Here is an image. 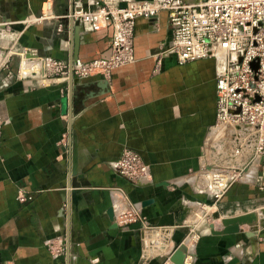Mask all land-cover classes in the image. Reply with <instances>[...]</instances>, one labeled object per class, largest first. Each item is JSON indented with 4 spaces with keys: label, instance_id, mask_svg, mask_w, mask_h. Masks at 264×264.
Segmentation results:
<instances>
[{
    "label": "crops",
    "instance_id": "1",
    "mask_svg": "<svg viewBox=\"0 0 264 264\" xmlns=\"http://www.w3.org/2000/svg\"><path fill=\"white\" fill-rule=\"evenodd\" d=\"M71 3L0 0V264H161L145 245L163 232L157 224L180 199L200 214L168 228L171 247L196 226L193 264H264V156L217 203L189 181L211 157L222 56L181 65L162 53L173 35L162 11L136 20L134 63L108 80L74 83L72 97L69 80L46 82L45 60L100 57L112 29L73 32L70 20L57 18ZM128 150L141 154L148 179L133 183L117 173ZM127 211L141 221L118 226L115 215ZM251 212L257 223L240 233H211L223 218Z\"/></svg>",
    "mask_w": 264,
    "mask_h": 264
},
{
    "label": "built area",
    "instance_id": "2",
    "mask_svg": "<svg viewBox=\"0 0 264 264\" xmlns=\"http://www.w3.org/2000/svg\"><path fill=\"white\" fill-rule=\"evenodd\" d=\"M74 0L73 11L57 17L72 20L79 31L112 29L105 54L90 61L68 63L47 58L45 79L76 83L93 76L110 79L112 72L135 62L134 37L138 18L152 19L168 12L172 39L163 47L179 64L223 55L224 66L216 81L217 119L206 149L209 162L189 175L195 192L219 202L243 177L247 168L264 156V0ZM47 13L43 19L51 18ZM58 31H63L60 22ZM24 55L22 54V57ZM257 64V68L254 67ZM25 75L19 72L18 77ZM13 79L12 74H8ZM6 120L0 115V144ZM125 179L138 183L149 178L150 168L137 151H125L114 165ZM31 197H21L22 202ZM193 208V207H192ZM193 216V215H192ZM120 227L141 221L133 211L115 215ZM145 245L147 256H160L161 264H193L200 234L191 227L183 241L171 247L168 228ZM160 245V246H159Z\"/></svg>",
    "mask_w": 264,
    "mask_h": 264
},
{
    "label": "water",
    "instance_id": "3",
    "mask_svg": "<svg viewBox=\"0 0 264 264\" xmlns=\"http://www.w3.org/2000/svg\"><path fill=\"white\" fill-rule=\"evenodd\" d=\"M73 1L74 0H72L71 3V12L73 11ZM71 23H72L71 28L72 31L74 32V23L72 20ZM74 37H75L74 52H77V48L79 46V39L77 35H74ZM253 65L255 68H257L256 63H254ZM69 82L71 87V95L73 97L74 92L77 91V87L74 85V83L76 82L73 79L72 71L70 73ZM194 214H195V210L191 206L185 204L184 201L180 199L169 209L168 213H166L164 216L161 217L157 226L159 227L184 226L188 218ZM218 217L219 215H216V218ZM257 221H258V215L256 212L246 213L235 217H225L221 220L222 229L215 230L214 226H212L211 233L217 236L238 234L241 231V226L254 225L255 223H257Z\"/></svg>",
    "mask_w": 264,
    "mask_h": 264
},
{
    "label": "rangeland",
    "instance_id": "4",
    "mask_svg": "<svg viewBox=\"0 0 264 264\" xmlns=\"http://www.w3.org/2000/svg\"><path fill=\"white\" fill-rule=\"evenodd\" d=\"M220 56H223V55H220ZM194 208H195V207H194ZM199 214H200V211H199V209H197V210L195 211V214L193 215V217L196 218V217H198Z\"/></svg>",
    "mask_w": 264,
    "mask_h": 264
},
{
    "label": "bare ground",
    "instance_id": "5",
    "mask_svg": "<svg viewBox=\"0 0 264 264\" xmlns=\"http://www.w3.org/2000/svg\"><path fill=\"white\" fill-rule=\"evenodd\" d=\"M221 57V56H220ZM221 60V64H222V66L224 65V60H223V56H222V58L220 59ZM223 61V62H222ZM195 211L198 209L197 207H195V208H193Z\"/></svg>",
    "mask_w": 264,
    "mask_h": 264
}]
</instances>
